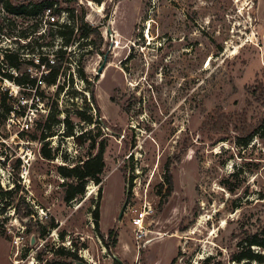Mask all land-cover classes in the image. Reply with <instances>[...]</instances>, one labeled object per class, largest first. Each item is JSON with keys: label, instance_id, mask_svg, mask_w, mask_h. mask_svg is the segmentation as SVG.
Here are the masks:
<instances>
[{"label": "rangeland", "instance_id": "obj_1", "mask_svg": "<svg viewBox=\"0 0 264 264\" xmlns=\"http://www.w3.org/2000/svg\"><path fill=\"white\" fill-rule=\"evenodd\" d=\"M3 1L0 264L72 263L57 255L62 248L87 264H119L102 232L110 228L124 264H244L232 256L264 227V0H51L78 26L54 87L39 80L36 56L51 55L70 29L43 34L39 16L12 15ZM43 1L10 0L28 11ZM84 25L98 34L83 38ZM7 52L19 69L5 65ZM4 74L37 79L46 113L27 132L8 127L5 111L24 97L31 105L35 91ZM101 144L102 183L88 180L85 194L66 202L77 181L60 167L82 166ZM141 212L152 242L138 252Z\"/></svg>", "mask_w": 264, "mask_h": 264}, {"label": "trees", "instance_id": "obj_2", "mask_svg": "<svg viewBox=\"0 0 264 264\" xmlns=\"http://www.w3.org/2000/svg\"><path fill=\"white\" fill-rule=\"evenodd\" d=\"M56 3L47 0L43 1L39 5H34L32 7V11H28V7L24 5L20 6H14L11 4L10 0L3 1V8L10 14L21 16L25 14H34V16H42L44 11L47 8L52 7ZM74 17V16H72ZM83 24V23H82ZM85 31L83 32V38H89L90 30L92 33H97L96 29H92L89 25H84ZM84 28H82L84 30ZM87 30V31H86ZM69 36L65 35V32L60 31L58 35L65 39V43L70 44L72 42V36L74 33V30H70ZM60 57H62L63 53L59 52ZM41 61L44 62L45 58L40 57ZM3 61L5 62V65H8L10 68L13 69H19L20 67V58L18 55L7 52L4 54ZM60 75V67H53L51 72L48 76L44 78V82H46L48 85H56L58 77ZM3 76H6L10 79H12L17 85L23 86V85H30L32 87L36 84V79L32 78L29 74L22 77H13L11 75L4 74ZM93 92V91H92ZM12 107H6V113L8 114L11 111ZM83 120L89 121L88 123L92 122V119L90 117H85L82 113H80ZM260 132V129H255L252 133L248 134L244 139L243 143L247 144L250 142L254 136H256ZM92 147L95 149L96 145L93 143ZM105 145L101 144L99 148V153L95 157L89 159L86 161L82 166L74 167L72 169H67L65 167H60L59 173L64 178L67 179H74L77 181L76 184H69L68 189L65 193V201L71 202L75 200L78 196H83L85 194V186L86 182L88 180H92L96 185H100L102 183L101 175L103 174V170L105 168V161H104V154H105ZM43 155L45 157H49V152L44 151ZM168 181L171 184V177H168ZM170 193V191H169ZM94 218L96 220L95 227L99 230V221H100V214L99 211H97L94 214ZM108 238L112 239L113 241V247L115 248L117 245V238L115 239L114 231L110 230L108 233ZM240 249L237 253H235L232 256V261L237 263H243L244 264H264V227L257 233H254L252 235H249L245 237L240 245ZM57 255H60L62 257L67 258H74L75 260H82L79 258L75 253H71L68 251H65V249H60L57 251ZM49 264H73L71 262H65V261H58L54 263Z\"/></svg>", "mask_w": 264, "mask_h": 264}, {"label": "built area", "instance_id": "obj_3", "mask_svg": "<svg viewBox=\"0 0 264 264\" xmlns=\"http://www.w3.org/2000/svg\"><path fill=\"white\" fill-rule=\"evenodd\" d=\"M40 18H41L40 26L42 28H44L43 34H45L48 29H50V30L51 29H53V30L70 29V30H74V31L78 32L77 20L74 17H72L68 11L60 9L57 4L53 5L50 8H47L44 11V13L42 14V16H40ZM81 39H83V38H81ZM61 42H62V45H60L57 48L55 47L56 51H53L51 53V55H49V53H45V55H42V57L45 58L44 62H42L40 59L41 55L36 56L37 57V61H36L37 65H35V69L40 70L39 71L40 72V77H39L40 81H44V78L49 75V73L51 72L53 67H60V73H62L61 71L63 70V61L65 59V55L68 54L67 53L68 51H69V53L72 52L70 50L72 47H74V45L72 43L73 41L70 44L65 43V40L63 38H61ZM80 44H78V47L81 46ZM47 48H49V47H47ZM82 50L86 51L87 49L84 48ZM59 52L63 53L62 57H60ZM51 56H53L52 57L53 59H51ZM59 61L61 63H59ZM79 68L80 67L78 66V69ZM78 69H77V71H78ZM77 71H76V73H77ZM29 72L32 73V69H29ZM73 72L75 73V68H74ZM78 73H79V71H78ZM17 76L18 75H16V77ZM30 76L32 78L36 79L33 75H30ZM59 78H60V75H59L58 79ZM56 85H57V83H56ZM56 85H53V87ZM18 87L22 90H27V91H31V92L35 91L34 92L35 93L34 94L35 102L33 100L32 104L28 105V101H26L25 97L22 98V100H18L17 103L15 104V106L12 107L11 111L8 114L7 113L5 114V120H6L8 127H10L11 124H15V125L18 124L20 129H21V132H27L30 130L33 123L35 122L34 119L36 118V114H39V112L46 113V111L44 110L45 105L43 103L44 98H43V95L37 94L35 88L30 86V85H23V86H18ZM28 154H27V156H24L26 158V160L22 164V166L24 168L30 166V159H27V157L30 156ZM5 158L4 159L0 158V171L3 170L2 167L4 168V166H2L1 162H4ZM25 158H22V159L24 160ZM145 215H146V213L141 212L139 214V217L137 219L133 220L134 226L137 227V229L139 230V232L137 233L136 238H135L136 249L138 252L140 250L144 249L146 247L145 246L146 243L149 241V240L145 239L146 234L144 233ZM23 239H24L23 237L15 238V240L13 241V245L15 247H17V249H19L20 242ZM19 254H20V251L17 250V252L15 253V256H18ZM30 264H34V262H30ZM93 264H101V263L93 262Z\"/></svg>", "mask_w": 264, "mask_h": 264}, {"label": "crops", "instance_id": "obj_4", "mask_svg": "<svg viewBox=\"0 0 264 264\" xmlns=\"http://www.w3.org/2000/svg\"><path fill=\"white\" fill-rule=\"evenodd\" d=\"M116 223H117V221L114 223V225H115ZM110 230H112V228H110L108 231H103V230H102V232H103V234H105V233H109ZM119 245H120V237H119V239H118V243H117L116 247L114 248V249H115V252H116V256H118L123 262H129V261H128V258H127V254H126V252L123 251V252L121 253V250L118 249ZM118 250H119V251H118ZM19 255H20V254H19ZM19 255H18V256H19ZM14 256H15V254H14ZM18 256H15V257H18ZM135 258H136V257H135ZM135 261H136V259H135L132 263L134 264ZM14 262H15L16 264H21V263H19L17 260H14ZM130 263H131V262H130ZM22 264H25V263H22Z\"/></svg>", "mask_w": 264, "mask_h": 264}, {"label": "water", "instance_id": "obj_5", "mask_svg": "<svg viewBox=\"0 0 264 264\" xmlns=\"http://www.w3.org/2000/svg\"><path fill=\"white\" fill-rule=\"evenodd\" d=\"M108 31L110 32L111 31V29H110V27L108 28ZM106 64H107V61H105L104 63H103V65H102V67H101V69L99 70V73H101L102 71H103V69L106 67ZM122 214H123V211H122V213H121V215H120V218H122ZM152 241H148L147 243H146V245H148V244H150ZM35 243V238H33V240H32V245ZM82 258V257H81ZM115 259H116V261L119 263V264H124L121 260H119L118 258H116V257H114ZM72 263L73 264H87L84 260H74V261H72Z\"/></svg>", "mask_w": 264, "mask_h": 264}, {"label": "bare ground", "instance_id": "obj_6", "mask_svg": "<svg viewBox=\"0 0 264 264\" xmlns=\"http://www.w3.org/2000/svg\"><path fill=\"white\" fill-rule=\"evenodd\" d=\"M93 193H94V191H93V190H90V192H89V196H92Z\"/></svg>", "mask_w": 264, "mask_h": 264}]
</instances>
